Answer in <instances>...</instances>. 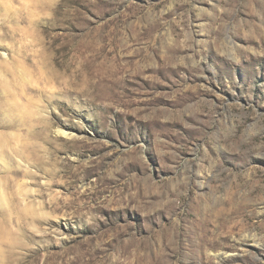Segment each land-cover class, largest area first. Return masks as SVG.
<instances>
[{
	"label": "rangeland",
	"instance_id": "obj_1",
	"mask_svg": "<svg viewBox=\"0 0 264 264\" xmlns=\"http://www.w3.org/2000/svg\"><path fill=\"white\" fill-rule=\"evenodd\" d=\"M0 264H264V0H0Z\"/></svg>",
	"mask_w": 264,
	"mask_h": 264
}]
</instances>
